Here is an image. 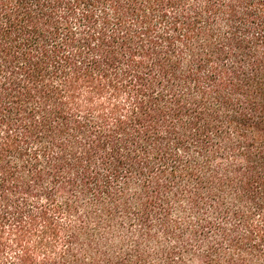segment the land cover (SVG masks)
Wrapping results in <instances>:
<instances>
[{
    "label": "trees",
    "instance_id": "trees-1",
    "mask_svg": "<svg viewBox=\"0 0 264 264\" xmlns=\"http://www.w3.org/2000/svg\"><path fill=\"white\" fill-rule=\"evenodd\" d=\"M0 264H264V0H0Z\"/></svg>",
    "mask_w": 264,
    "mask_h": 264
}]
</instances>
